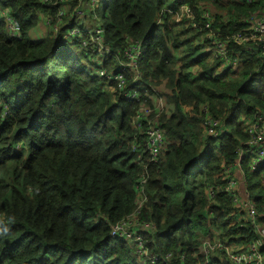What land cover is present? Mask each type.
<instances>
[{
	"label": "trees",
	"instance_id": "16d2710c",
	"mask_svg": "<svg viewBox=\"0 0 264 264\" xmlns=\"http://www.w3.org/2000/svg\"><path fill=\"white\" fill-rule=\"evenodd\" d=\"M180 5L190 7L200 26L198 9H211V27L219 28L222 39L244 30L252 13L264 9V0L102 5L98 17L110 48L103 66L115 69L114 57L126 40H140V81L163 87L167 107L157 119L164 143L149 161L145 137L130 123L138 104L90 74L77 41L52 39L49 31L30 37L39 15L52 11L41 0L0 1L21 34L8 38L0 19V264H138L130 244L111 238L109 230L135 209L143 165L146 201L138 217L154 225L144 235L148 249L183 254L185 264H192L209 227L219 229L222 241L253 237L246 223L229 225L233 217L225 194L217 192L209 201L206 188L222 186L221 165L233 160L246 138L242 119L264 114V40L261 47L229 43L227 55L236 64L220 66L206 55L201 32L168 12ZM73 24L69 17L60 31ZM144 91L153 93L142 85ZM201 106L229 133L202 137ZM248 179L254 201L264 203L258 174ZM207 264L227 263L213 257Z\"/></svg>",
	"mask_w": 264,
	"mask_h": 264
},
{
	"label": "built area",
	"instance_id": "2783aa9c",
	"mask_svg": "<svg viewBox=\"0 0 264 264\" xmlns=\"http://www.w3.org/2000/svg\"><path fill=\"white\" fill-rule=\"evenodd\" d=\"M238 1L251 2V0ZM100 2L101 0H41L42 5L52 11V15L40 14L39 17L48 27L52 39L68 43L77 41L75 47L88 56L85 64L92 76L102 79L108 85V89L117 90L122 93L123 98L138 104L130 123L135 133L144 135L145 151L149 161H154L160 155L164 143V131L157 119L167 107L163 97L160 96L163 87L158 85L153 88L150 84H143L140 81V40H126L120 54L114 57L117 61L115 69L107 70L103 66L104 57L110 54V48L104 41L102 23L95 12ZM66 8L69 9L68 17H66ZM168 12L176 17L175 21L184 19L185 24L201 32L200 37L205 41L206 55L212 60H218L220 66L234 67L236 64V59L227 55L229 43L236 45L250 43L255 47H261L260 43L264 40V9L252 13L248 19V26L244 30L222 39L219 38V28L211 27L214 20V13L211 9L205 7L198 9V16L203 21L202 26L195 23L194 14L187 5H180L174 11ZM69 17L74 20L73 26L60 31ZM0 19L8 38L19 39L21 37L20 26L10 15L8 7L0 6ZM142 85L148 86L153 92L152 95L146 91L142 94L140 92ZM142 95L150 99L151 104H144L141 99ZM200 108L204 115L201 122L202 137L210 136L218 139L229 133V129L222 120L208 116L204 106ZM242 126L246 138L234 149L233 160L221 165L222 186H208L206 199L211 201L217 192L225 194L230 201V214L233 217L229 225L236 224L237 227H241L243 223H246L253 237L245 243L222 241L219 238V229L209 227V233L199 239L197 254L192 255L196 262L192 264H207L213 257L227 264H264V203H256L248 188V184L252 183L248 175L257 173L260 179L259 185L264 190V114L255 112L243 118ZM139 177L138 185L135 186L136 207L131 213L110 226V237L129 243L132 256L138 264H185L183 254H160L148 249L145 244L144 235L151 233L154 229L151 222L138 217L146 201L142 188L146 177L145 165ZM205 214L210 216V211Z\"/></svg>",
	"mask_w": 264,
	"mask_h": 264
},
{
	"label": "crops",
	"instance_id": "0c3cea01",
	"mask_svg": "<svg viewBox=\"0 0 264 264\" xmlns=\"http://www.w3.org/2000/svg\"><path fill=\"white\" fill-rule=\"evenodd\" d=\"M47 32L48 27L44 24L43 19L39 17L35 27L30 30L29 35L31 38H39L45 35Z\"/></svg>",
	"mask_w": 264,
	"mask_h": 264
},
{
	"label": "rangeland",
	"instance_id": "374dc122",
	"mask_svg": "<svg viewBox=\"0 0 264 264\" xmlns=\"http://www.w3.org/2000/svg\"><path fill=\"white\" fill-rule=\"evenodd\" d=\"M106 0H101V3L99 4V7L96 9V16L98 17L99 16V13H100V9L102 7V5L105 3ZM174 16V15H173ZM174 20H176V17L174 16ZM88 70V69H87ZM200 238V237H199ZM203 239V238H202ZM223 240H225V238H223Z\"/></svg>",
	"mask_w": 264,
	"mask_h": 264
}]
</instances>
